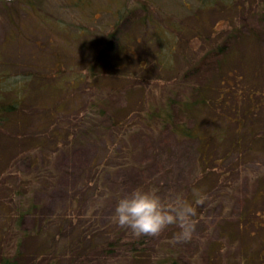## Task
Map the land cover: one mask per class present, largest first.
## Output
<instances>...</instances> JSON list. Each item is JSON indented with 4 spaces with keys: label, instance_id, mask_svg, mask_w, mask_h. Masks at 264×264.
I'll list each match as a JSON object with an SVG mask.
<instances>
[{
    "label": "rangeland",
    "instance_id": "rangeland-1",
    "mask_svg": "<svg viewBox=\"0 0 264 264\" xmlns=\"http://www.w3.org/2000/svg\"><path fill=\"white\" fill-rule=\"evenodd\" d=\"M262 1L0 0V61L5 65L0 66V77H3L1 71L8 67L17 68L18 73L33 74V82L30 86L34 88L29 93L28 106L24 112L27 114L36 111L37 113L32 116L35 119H42L41 117L45 118L46 115L54 113L52 108L54 104L46 105L49 102L47 100L52 103L57 98L52 86L62 82L60 78L53 80L49 77L54 73L67 75L72 71L85 70L92 62L99 61V64L108 62L110 58L123 62L122 70L127 69L132 73L128 78L116 77L111 81L107 80L106 85L113 89L110 94L111 105L117 110L121 119V122L115 124L114 132L111 133L110 128H106L107 125H100L103 127L99 129L100 132H104V138L99 134L100 132L96 133L101 137H80L74 146L66 147L52 155L54 160L51 169L57 173L55 187L37 194L38 212L36 216H25L23 227L30 228L40 217L50 216L61 210L71 191L85 182L89 167L94 164V160L100 158L106 150L109 151L108 162L116 169L110 171V184L104 185L111 188L110 191L114 194L107 199L100 197L98 204L103 220L114 212L117 203L115 194L121 197L137 187L148 189L155 186L162 200L171 202L178 194L184 197L187 188L195 187L197 183L193 181L202 163L199 153L201 144L186 137L176 138L165 125L153 122L148 116L149 103L158 100L156 103L161 104L168 98L181 101L184 97L192 95L191 86L200 87L203 83H208L210 89H207V93L213 97L215 85L216 88L229 85L226 83L221 85L217 81L229 73L230 67H234L233 74H230L235 81L229 80V83L234 86L240 85V79L237 77L241 74L251 76L250 78L255 77L253 81L251 79V85L256 89L244 88L243 98L263 100L264 10L260 9ZM142 16L146 22L141 23ZM100 31L115 33L119 38L118 43L120 40V46L124 47L125 42L131 52L123 51L115 54L113 49L104 51L103 47H95L96 44H93L91 39ZM85 33L88 34L85 36ZM160 34V37L156 36ZM100 39L104 40L103 37ZM221 44L225 47L223 53H227V56L222 59L218 57L221 61L219 73L214 80L216 70H213L208 74L210 81L202 80L203 70L208 72L215 64L197 66L199 59L206 61V54L210 59L213 56L210 53H215L213 50L218 49ZM93 47L94 50H100V53L89 55ZM114 47H116L115 42ZM168 48L170 52L167 53ZM157 51H162L160 58L162 63H166L165 67L159 65L155 56ZM139 57L143 58L141 61L143 67L137 64ZM192 68L202 70V75L196 74L194 70L188 71ZM13 72L10 71V74ZM39 75L50 80L49 86H42V90H38L39 85L37 86ZM143 76L148 78L146 85L144 86V83L138 85L139 79ZM131 82L147 91L145 101H140V91L134 90L137 87H129L127 93L122 89L116 92L118 87L130 85ZM80 92L73 93L80 94ZM92 92L94 93V90L88 86V90L83 93L80 100L89 98ZM10 94L13 96V91L7 96L10 97ZM173 113L175 119H184V113L180 108L175 106ZM214 113L210 111L199 119L197 117L196 120L189 118L187 127H193L197 120L203 121L207 114L210 121H213ZM100 119L103 121V118ZM256 121L257 124L250 127L256 131V134L243 135V148L248 146V150L251 151L244 153L251 159L245 163V166L251 170L246 172L245 169L242 171L239 169L241 165L239 167L237 164L240 160L238 154L234 152L226 161L216 162L225 172L221 178H216L217 181L209 178L211 185L208 184L209 186L204 190H199L204 199L196 206L199 216L194 220L193 238L188 239L199 249L193 257L196 264L205 263V251L210 245L215 251L216 245L220 244L222 246L219 253L215 252L217 257L214 256V259L209 257L208 262L239 264L238 242L228 245L229 237L221 236L219 233L227 223L233 224L229 226L230 228L235 225L237 228V222L235 223V219L232 218L220 221L217 216L221 211L235 212L232 216L235 217L240 207L241 209L247 207L253 212L264 214V197L252 201L250 199L251 194L257 192V188L264 189V134L261 132L264 129V116L257 117ZM233 128V125L228 128L232 134ZM18 133L16 128L0 131V176L12 164L15 166L17 163L19 168L27 165V159L24 157L14 161L17 152L25 146L23 141L16 138ZM207 133L210 140L214 138L213 132ZM112 134L117 135V138L112 139ZM230 137L231 135L228 134L227 138ZM211 147L222 149V145L217 146V142H212ZM212 172L214 174V171ZM223 176H227L225 180L222 179ZM3 188L5 193L0 190L2 204L5 203L3 197L9 201L7 189ZM239 196L247 197L244 202L239 203ZM100 198H93L90 195L85 199L84 205L90 207ZM226 202L229 208L225 207ZM258 215L252 213L250 219L255 223L260 220ZM2 224L3 222H0V227ZM247 228L256 227L250 221ZM258 229L264 232L263 225L258 226ZM176 233L170 230L159 236L174 238ZM12 235L10 232L4 234L8 247L13 245ZM159 236L154 238L155 242L160 239ZM247 238L246 241L253 240L257 244L264 242V238L260 237ZM235 239L239 240L240 237L236 236ZM174 241L177 244H188L179 239ZM36 245L35 237L30 236L26 242L27 251L33 250ZM188 248L193 249L192 246Z\"/></svg>",
    "mask_w": 264,
    "mask_h": 264
},
{
    "label": "trees",
    "instance_id": "trees-1",
    "mask_svg": "<svg viewBox=\"0 0 264 264\" xmlns=\"http://www.w3.org/2000/svg\"><path fill=\"white\" fill-rule=\"evenodd\" d=\"M145 7L148 10L147 5ZM261 8L264 10V0L260 4ZM143 22H146V19H143L141 23ZM87 34L85 33V36ZM156 36L160 37L161 34ZM101 37L104 40H101ZM126 37L124 36V38ZM118 39L115 33L100 31L95 33L91 40L93 44H96L95 47H103L104 51L113 49L115 54L123 51L129 52V47L125 45V42L124 47L120 46V40L118 43ZM114 42L116 47H114ZM223 45L213 50L215 53H210L213 55L210 59L207 58V54L205 56L206 61L203 62L199 59L197 66L215 64L208 72L203 70L204 77L202 80L210 81L209 72L216 70L215 75L213 73V79L215 80L219 73V64H221L218 59L227 56V53H223L225 49ZM99 51L94 50L93 47L89 55H96L100 53ZM160 52L162 51L155 52V56H157L159 65L165 67L166 63H162ZM166 52H170L169 48ZM217 53L219 55H216ZM141 61H143V58L139 57L137 64L143 67ZM98 64L99 61L97 63L92 62L86 66L85 70L72 71L67 75L57 72L49 76L53 80L60 78L62 82L52 86L57 98H59H55L52 103L47 100L49 102L46 103L48 106L54 104L52 106L54 113L46 115L45 118L41 117L42 119L32 117L37 113L36 111H30L27 114L24 112L28 106L29 93L34 88V86H30V83L33 82V74L18 73L17 68L10 67L1 71L3 77H0V131L3 132V130L9 128L18 130L19 133L16 138L23 141L25 146L17 152L14 161L24 157L27 159V165L19 168L17 163L15 166L12 164L0 176V186L2 187L0 190L2 191L5 187L9 195L7 197L9 201H6L3 197L5 203L0 202V222H3L2 227H0V264H196L193 257L199 249L193 243H190L191 240H183L186 243L188 242V244L183 245V243L177 244L174 241L178 240L176 237L159 236V234L170 230L178 232V225H169L158 235H136L131 228L115 223L112 219L113 214L105 220L102 219L98 207L99 201L101 198L107 199V197L114 194L113 191H110L111 188L104 186L110 184V171L116 169L107 160L108 150L103 152L100 158L94 160V164L89 167L85 182L74 188L70 195L68 194L69 196L61 210L50 216L40 217L35 220L34 225L30 228H24L22 225L25 216H36L38 212L37 194L55 187V175L57 176V173L51 169L54 160L52 155L64 150L66 147L74 146L80 137H101L100 135L97 136L98 133H96L100 132L99 128H103L100 125H107L106 128H110V132L113 133L115 124L121 122L117 110H114L110 101V94L113 89L106 84L107 80L111 81L112 78L116 77L128 78L132 73L127 69L122 70L124 63L114 58H110L108 62ZM262 64L264 65L263 61ZM1 65L5 66L0 61ZM193 70L196 71V74L202 75V70L197 68L188 71ZM233 70L234 67H230L229 73L225 72L228 74L218 79L217 82L221 85L222 83L229 85L217 86V88L215 85L213 87V97H210L211 94L207 93V89H210L208 83H203L202 87L191 86L190 93L192 95L187 98L184 97L181 101L168 98L161 104L156 103L158 100L149 103L148 116L153 122L165 125L176 138L186 137L201 144L199 153L200 162L202 163L193 181L197 184L195 187L187 188L188 190L184 196L185 199L192 201L195 207L199 204L197 197L202 196L199 190H204L212 183L208 179L213 178L217 181L216 178L220 179L225 173L222 166L216 164L217 161H226L228 157L236 152L240 160L237 165L239 167L241 165L239 169L241 171L245 169L246 172L251 170L245 166V163H248L251 159L244 155L249 150L248 146L243 148V135L246 133L256 134V131L250 129V127L257 124V117L264 116V99L243 98L244 88L256 89L251 85V79L253 81L255 77L250 78L251 76L241 74L237 77L240 79V85L234 86V84L229 83V80L235 81V78H231ZM10 71L14 72L10 74ZM141 78L139 79L140 82L137 83L138 85L144 83L145 86L148 78L145 76ZM49 81L48 78L44 79L43 75H39L38 84L36 83L37 86L39 85L38 90H42V86H49ZM138 85L131 82L130 85L126 84L125 86L122 85L123 87H118L116 92L122 89L127 93L129 87H137L134 90L140 91V101L143 102L148 93L145 89L139 88ZM88 86L94 90V93L92 92L89 98L87 97V99L81 101L80 99L83 97V93L88 90ZM12 91L13 96L12 94H10V97L7 96ZM74 91H78L80 94H74ZM262 91H264V86H262ZM77 97H80L79 100ZM146 102L148 103V101ZM175 106L184 113V119H175L173 113ZM210 111L215 112L213 121H210L209 114H207L203 121L199 122L197 120L193 127H187L189 118L196 120L197 117L199 119ZM50 116L54 117L51 118ZM100 118H103V121ZM207 123L213 126L211 125L209 128ZM230 125L234 126L233 134L228 131ZM210 131L214 133V138L211 140L207 133ZM261 132L264 134V129ZM99 134H102V138H104V132ZM228 134L231 135L230 138H227ZM111 137L114 139V137L117 138V135L112 134ZM212 142H217V146L222 145V149L217 150L215 147H211ZM209 150L211 151L208 152ZM249 152L251 153V151ZM212 171H214V174ZM226 177L223 176L222 179L225 180ZM13 186L15 188H12ZM90 195L93 198H101L94 205L86 207L84 202ZM115 197L117 202L120 197L117 194H115ZM246 197L239 196V203L244 202ZM262 197H264V189L259 187L255 194H251L250 199L252 201ZM227 204L226 202L224 205L229 208ZM252 213H255L256 216L259 214L260 220L254 223L250 219ZM234 214L235 212L221 211L217 216L220 221L231 220L232 218V220L235 219V223L237 222V228L235 224V227L230 228L229 226L233 224L228 225L227 223L219 230L220 235L229 237L227 240L229 241L228 245H234L235 242H238L239 253L237 257L239 264H264V242L257 244L253 240L246 241L247 237L252 239V236L264 238V232L258 229V226H264V214L253 212L251 208L247 207L245 209L240 207L235 217H232ZM198 216L199 213L196 212L194 220ZM250 221L256 228H247ZM8 232L13 234L14 239L12 240L13 245H10V247L4 240V234ZM30 236L35 237L37 245L33 250L27 251L26 242ZM156 236L160 238L157 242L154 241ZM236 236H239L240 239L236 240ZM188 246H192L193 249L188 248ZM216 246L215 251H213L211 245L205 251L206 258H204L206 261L204 264H210L208 262L209 257H213V259L217 257L216 254L219 253L222 245ZM190 251L192 252L189 253Z\"/></svg>",
    "mask_w": 264,
    "mask_h": 264
},
{
    "label": "clouds",
    "instance_id": "clouds-1",
    "mask_svg": "<svg viewBox=\"0 0 264 264\" xmlns=\"http://www.w3.org/2000/svg\"><path fill=\"white\" fill-rule=\"evenodd\" d=\"M203 199L198 196L197 202ZM196 211L194 203L182 195L164 202L155 186L148 189L137 187L118 199L112 219L131 228L136 235H158L167 226L175 224L179 226L176 239L188 240L195 229Z\"/></svg>",
    "mask_w": 264,
    "mask_h": 264
}]
</instances>
